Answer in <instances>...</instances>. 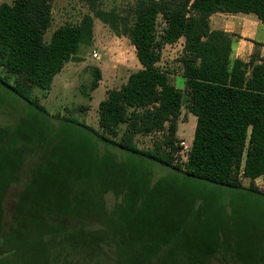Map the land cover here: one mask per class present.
Listing matches in <instances>:
<instances>
[{
	"label": "rangeland",
	"instance_id": "374dc122",
	"mask_svg": "<svg viewBox=\"0 0 264 264\" xmlns=\"http://www.w3.org/2000/svg\"><path fill=\"white\" fill-rule=\"evenodd\" d=\"M94 1V7L118 14L129 13L134 3ZM92 12L88 0H52L53 21L44 40H49L56 27L76 24ZM93 22V38L80 45L79 61L65 63L50 89L33 88V97L49 116L0 85L1 208L15 205L21 214L18 227L33 238L35 229L36 236L45 237L43 229L61 228L64 234H59H66L74 244L78 237L95 230L96 238L107 239L97 264H120L122 257L114 242L122 248L126 241L145 247L146 252L145 256L134 252L130 264H143L145 259L147 264H264V197L135 157L62 120L75 118L99 129L98 103L108 90L119 88L140 68L126 37L116 35L98 18ZM163 27L159 19L158 34ZM180 55L177 41L163 47L159 62L177 85ZM94 68L100 70V80L92 90ZM186 98L184 91L176 137L191 143L196 118L188 119ZM158 138L160 133L137 134L135 142L141 149H151ZM248 175L242 164L244 185ZM255 185L264 190V175ZM0 212V218L8 220V213ZM87 242L91 244L92 238ZM76 249V255L81 253Z\"/></svg>",
	"mask_w": 264,
	"mask_h": 264
},
{
	"label": "trees",
	"instance_id": "16d2710c",
	"mask_svg": "<svg viewBox=\"0 0 264 264\" xmlns=\"http://www.w3.org/2000/svg\"><path fill=\"white\" fill-rule=\"evenodd\" d=\"M88 1L92 14H84L76 24L58 26L48 41L44 34L53 21L52 0L1 2L0 85L49 116L33 97V88L50 89L65 63L79 61V47L91 42L93 20L98 18L116 35L129 40L140 68L132 71L119 88L108 90L98 103L99 129L75 118L62 120L135 157L194 179L264 197V190L255 185V180L264 175V56L257 50L246 62L231 60V35L212 29L209 23L215 12L252 13L264 23V0H134L127 14L97 8L94 0ZM159 19L164 24L160 34ZM180 38L183 46L178 61L185 90L170 83L168 72L159 66L163 47ZM99 80L100 70L94 68L92 90ZM184 91L186 108L196 117V123L188 158L180 162L176 159V132ZM152 133H160V138L151 149L136 145L137 134ZM242 164L249 170L246 185L240 178ZM21 197L27 199L17 198ZM1 210L9 217L0 218V264H97L102 257L100 250L106 248L107 239L100 241L94 236L95 230L87 231L86 237L82 230L83 238L78 237L74 244L66 234L62 236L61 228L43 229L45 237L36 236L35 229L33 238L18 227L21 214L15 205L6 209L0 206ZM87 238L93 242L88 243ZM114 244L122 257L120 264H130L134 252L146 254L144 246L139 248L129 241L122 243V248ZM74 247L81 253L76 255Z\"/></svg>",
	"mask_w": 264,
	"mask_h": 264
},
{
	"label": "crops",
	"instance_id": "0c3cea01",
	"mask_svg": "<svg viewBox=\"0 0 264 264\" xmlns=\"http://www.w3.org/2000/svg\"><path fill=\"white\" fill-rule=\"evenodd\" d=\"M2 2H6V1H2ZM6 3L11 4L9 2ZM209 23L212 29H220L231 35L232 37L231 53H230L231 60L241 59L242 61L246 62L249 60L251 54L257 50L259 51L261 56H264V46L255 44L256 42L264 44V23L260 22L254 14L241 13V12L239 13L215 12L210 16ZM178 42L180 43L181 52H182L183 38H180ZM166 45H172V44H166ZM177 77L179 78L178 85L171 80L170 73H168V79L170 83L184 90L185 79L182 77V75H179ZM193 116L194 115L187 110L188 119L191 120ZM179 124H180V117L178 120V128H179ZM192 127L194 128V124Z\"/></svg>",
	"mask_w": 264,
	"mask_h": 264
},
{
	"label": "built area",
	"instance_id": "2783aa9c",
	"mask_svg": "<svg viewBox=\"0 0 264 264\" xmlns=\"http://www.w3.org/2000/svg\"><path fill=\"white\" fill-rule=\"evenodd\" d=\"M179 150L177 151V158L180 162H185L188 158V151L190 150L191 143L186 142L184 139L178 141Z\"/></svg>",
	"mask_w": 264,
	"mask_h": 264
}]
</instances>
